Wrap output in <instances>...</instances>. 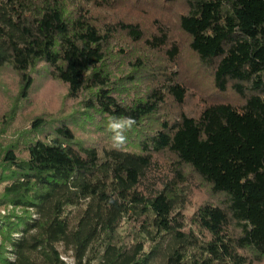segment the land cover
<instances>
[{
    "label": "trees",
    "instance_id": "16d2710c",
    "mask_svg": "<svg viewBox=\"0 0 264 264\" xmlns=\"http://www.w3.org/2000/svg\"><path fill=\"white\" fill-rule=\"evenodd\" d=\"M187 1L179 24L189 47L215 89L241 102L214 99L162 120L138 150L117 151L81 139L66 120L44 130L54 120L26 108L39 76L65 85L86 120L131 117L139 127L169 96L184 105L188 88L164 65L144 95L122 98L110 60L128 52L113 36L168 47L173 64L180 42L163 28L145 38L139 23L99 20L94 12L114 0H0V74L16 78L29 116L18 138L0 131V208L26 214L0 215V264H69L64 254L75 264H264V0ZM185 166L224 202L187 217Z\"/></svg>",
    "mask_w": 264,
    "mask_h": 264
},
{
    "label": "rangeland",
    "instance_id": "374dc122",
    "mask_svg": "<svg viewBox=\"0 0 264 264\" xmlns=\"http://www.w3.org/2000/svg\"><path fill=\"white\" fill-rule=\"evenodd\" d=\"M188 8L187 0L173 2L167 0H114L113 7H103L94 12L95 16L103 21L125 20L139 23L144 30L145 38L163 28L168 32L171 40L179 41L181 46V53L173 64L169 60L168 47L156 51L143 41H133L124 32L114 34L113 47L115 50L118 49V46H123L128 52L127 55L118 52L111 54L112 59L110 60L114 65H117L113 73L122 98L131 100L134 96L144 95L154 82L151 80L155 76L150 74V71L161 69L160 67L164 65L169 68V71L177 70V80L182 82L189 92L184 105L178 104L169 96L159 112L153 114L139 127H133L126 132V148L138 150L140 140L160 127L164 119L168 118L172 121L182 112L196 113L204 103L214 99L241 102V96L236 92L230 90L222 94L215 89L212 73L189 47L188 37L183 33L179 24L180 16L186 13ZM137 57L142 58L145 68H139ZM130 74H133L134 80L127 78ZM36 84L26 108L30 106V109L45 112L48 119L54 120L44 130H50L61 120H66L81 139L97 143H112L113 133L107 129L108 119L97 114L96 116L92 115L90 120H86L81 114L80 103L77 100L66 99L65 85L56 80H49V78L44 79L42 75L39 76ZM16 86V78L9 70L1 72L0 131L6 127L5 136L18 138L21 133L29 129V116L28 111L22 109L23 102L16 101ZM159 158L166 170L169 165L168 160H171L170 154L161 155ZM183 173L186 179L179 188L189 199L185 208L187 217H190L202 202L209 201L215 204L224 202L225 196L214 194L210 185L189 166L184 167ZM0 215L8 216V219H16L17 216L26 214L21 207L6 206L0 208ZM125 228L126 226H124ZM120 231H123V228ZM93 264H98V261L96 260Z\"/></svg>",
    "mask_w": 264,
    "mask_h": 264
},
{
    "label": "clouds",
    "instance_id": "9594fccd",
    "mask_svg": "<svg viewBox=\"0 0 264 264\" xmlns=\"http://www.w3.org/2000/svg\"><path fill=\"white\" fill-rule=\"evenodd\" d=\"M136 121L131 117H112L107 122V129L113 133L112 135V148L120 151L127 145L126 132L130 131ZM62 261H67V257L61 256ZM10 261H15V256L8 257ZM72 264H75L73 261Z\"/></svg>",
    "mask_w": 264,
    "mask_h": 264
},
{
    "label": "built area",
    "instance_id": "2783aa9c",
    "mask_svg": "<svg viewBox=\"0 0 264 264\" xmlns=\"http://www.w3.org/2000/svg\"><path fill=\"white\" fill-rule=\"evenodd\" d=\"M62 256L67 257V262H68L69 264H72V262H73V258H72V257H69V256H67V255H62ZM70 260H71V261H70Z\"/></svg>",
    "mask_w": 264,
    "mask_h": 264
}]
</instances>
